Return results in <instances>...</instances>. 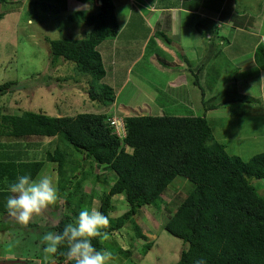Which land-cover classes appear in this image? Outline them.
I'll list each match as a JSON object with an SVG mask.
<instances>
[{
	"label": "rangeland",
	"instance_id": "obj_1",
	"mask_svg": "<svg viewBox=\"0 0 264 264\" xmlns=\"http://www.w3.org/2000/svg\"><path fill=\"white\" fill-rule=\"evenodd\" d=\"M76 1L67 0L66 8L50 6L49 4L57 3L55 0H45L46 3L44 0H14L5 5L2 4L0 13L5 15L0 21V84L16 81L18 85L9 89L4 95H0V111L21 115L25 110H33L52 116H74L81 112H105L110 117L117 115L122 119L135 114L180 115L179 113L186 112L184 104L177 102L171 93H168V98L173 99V104L154 109L157 105L165 104L167 101L164 92L156 89V83L159 85L175 73L172 69L176 66V54L172 56L171 52H162L167 57L159 60L162 66L153 63L157 61V54L163 56L161 52H155L160 49V44L156 46L154 42H151L150 46L145 48L142 39L145 40L148 30L146 23H140L137 19H133L134 31H138L135 34L138 36L136 42H133L132 36L118 37L116 40L114 37H109L99 46L109 73L103 82L113 87L116 85L118 95L115 104L104 106L98 101H92L88 93L91 78L88 75H76L73 70L75 64L71 60L62 61L63 59H60L59 67L51 70L53 65L50 61L49 39L86 38L92 29L91 25L75 15V11H79L74 9ZM142 1L148 4L153 2V0ZM212 3L215 7L223 6L226 10L224 12L229 17L239 15L242 21L250 24L246 26L247 29L242 28L247 33L239 32L238 38H242V41H236L230 54L225 53L227 57L240 55L244 59L242 62L246 63L258 42L255 37L256 32L261 33L260 41L264 42V0H212ZM82 4L80 3L79 6ZM99 4H101L100 1ZM244 13L245 16H243ZM257 17L260 19L256 20ZM172 43L175 44L173 41ZM220 54L222 52L216 55ZM139 57L141 58L137 63L136 60ZM227 62L226 57L209 62L219 70L215 74V71H210V80L208 79L201 89L208 90V93L213 92L226 96L224 100L229 103L226 110L229 112L227 118L230 120L233 118L236 120L240 112L246 114L258 112L261 113L258 115L262 117L264 114V95L262 94L256 97L257 99L252 96V98L248 97L258 100L254 104L258 103L261 106L259 109L255 106L245 108L237 105L239 96L236 91L245 88L250 93L255 92L256 94V87L246 85L249 83V76L246 74L231 76L236 70L227 65ZM141 69L144 71L140 73ZM56 70L58 71L55 74ZM193 70V74L189 73L186 76L189 81V91L185 93L190 97L195 95L196 101H193V104L199 108L198 110H202V90L194 83V80L200 77L199 70L197 67ZM259 76L262 78L259 81L261 82L264 78L263 75ZM57 77L61 78L58 82L54 81ZM226 78L230 79L226 80ZM214 102L215 100L211 101V103ZM242 105L245 104L242 103ZM149 107H152V111L148 110ZM230 108L236 111L234 115ZM220 118L211 122L213 133L217 139L227 144L226 149L229 152L240 154L244 160L263 152L264 139L257 135L264 128L259 129L255 119L249 118L246 121L250 135L246 131H236L237 129L233 130L232 134L224 135L223 126L226 122L221 123ZM125 134V132L122 133V135ZM30 140L28 147L25 145L26 140H21L18 144L11 146L12 149L7 152H3L6 150L5 147H0V154L5 153L4 159L11 156L21 160H45L37 177L43 175L54 177L58 199L54 204L42 210L39 215H34L27 225L19 224L8 214L4 216L0 213V264H49L54 257L53 253L45 251L47 242L44 236L51 232V228L58 224L65 214L71 213L67 205L68 196L75 190L81 189L73 197V201L83 200L87 209L99 210L101 194L110 192L112 184L117 179L113 171L71 149L67 150V167L70 169L67 172L60 171L58 161L47 160V154L56 149L57 138L38 137L30 138ZM248 147L254 148V152L250 153ZM243 150L245 152L242 153ZM21 151L23 152L20 155ZM11 162L15 163L14 160ZM12 166L14 165H11L14 171L15 168L13 169ZM77 167L78 170H76ZM83 171L87 174L83 182L80 183L79 179H71L72 182H67L66 189H62L66 183L65 178H72L76 174L80 178ZM97 176L101 178L98 180ZM103 179L109 181V185L103 183ZM251 179L252 183L264 194V179ZM6 187L8 186L5 183V188H0V196L11 195L7 190L9 188ZM193 188L192 181L179 176L164 192L160 207L154 205L142 207L135 220L143 229L144 237L137 236L132 222L120 231L108 233L106 239L102 237L103 250L106 249L112 253L109 264H175L180 258L182 249L186 246L181 239L166 231V225L169 217L178 209ZM113 202L111 217L115 218L110 217L109 225L116 224L117 217L130 208L123 194L116 195Z\"/></svg>",
	"mask_w": 264,
	"mask_h": 264
},
{
	"label": "trees",
	"instance_id": "obj_2",
	"mask_svg": "<svg viewBox=\"0 0 264 264\" xmlns=\"http://www.w3.org/2000/svg\"><path fill=\"white\" fill-rule=\"evenodd\" d=\"M10 1L14 0H0V7ZM55 1L54 5L48 4L66 8L67 0ZM84 1L89 3V0ZM89 5V9L75 14L92 26L86 38L49 39L51 70L59 67L60 59L71 60L76 75L91 78L90 99L107 106L116 101L117 93L115 86L103 82L109 73L99 46L119 33L116 4L114 0H90ZM4 15L0 13V21ZM256 62L264 72L262 41L256 49ZM60 79L57 77L54 81ZM199 81L197 77L196 85L203 88ZM17 85L16 81L0 84V95ZM201 90L205 96V90ZM240 99L250 103L255 100ZM203 102L206 104L205 99ZM217 105L214 103L210 107ZM235 112L233 110V115ZM110 119L105 112L52 116L33 110H25L21 115L0 111V147H5L3 152H7L21 140H26L28 147L30 138L56 137V149L47 154V160L58 161L60 171L70 169L67 150L71 149L116 173L117 179L110 192L101 194L99 211L111 217L113 199L119 194L126 197L130 208L117 217L116 224L109 225L107 233L120 231L132 222L137 236L144 237L143 229L135 220L140 209L150 205L160 207L164 192L177 177H184L192 181L194 188L166 225V231L186 246L175 264H196L201 258L207 264H264V194L251 179H264V152L248 160L232 154L226 149L227 144L216 138L206 115H129L124 118L127 129L124 137L115 133ZM4 154H0L1 189L5 188V183L9 188V183L20 175L31 174L36 178L45 164V160H21L8 155L4 159ZM86 177L85 171L82 179L77 174L67 177L62 189H66L68 181L79 179L81 183ZM100 178L97 176L98 180ZM103 183L109 185L106 179ZM79 190L68 196L71 213L65 214L51 232L61 234L65 226L74 224L80 211L86 209L83 200L73 201ZM7 198L0 196V213L4 216L7 215ZM93 245L103 250L102 237L93 240ZM66 251L65 242L58 247L49 264H64Z\"/></svg>",
	"mask_w": 264,
	"mask_h": 264
},
{
	"label": "crops",
	"instance_id": "obj_3",
	"mask_svg": "<svg viewBox=\"0 0 264 264\" xmlns=\"http://www.w3.org/2000/svg\"><path fill=\"white\" fill-rule=\"evenodd\" d=\"M74 1L75 0H73V2ZM87 2L84 0H77L75 2L74 9L79 11L88 9L90 6V0L89 3ZM80 3L83 4L79 6ZM114 3L116 4V15L119 23V33L116 37H114L115 40L118 37L132 36L133 42H136L138 40V36L135 34H137L138 31H134L135 25L133 24V19H137L140 23L145 22L148 30L145 40L142 39L143 45L146 46L145 48H148L151 42H154L156 46L160 44V49L155 52L162 53L167 51L169 53L171 52L172 56L176 54V66L172 69L175 73H173L170 78L162 81L159 85L156 83V89L164 92L167 101L165 104L157 105L154 109L173 104V99L168 98V93H171L177 102L184 104L186 112L179 113L180 115H206L209 122H212V120H218V117H221V123L226 122L223 126V131H225L224 135L232 134L233 130L236 129V131H246L248 134L246 121L249 118L252 120L255 119V123L258 125L259 129L262 130L264 128V114L261 117L258 115L261 113L258 112H255L254 114L248 113L246 115H237L238 118H236V120L234 118L233 120L228 119L227 113L229 112L226 108L229 103L224 100L226 97L224 95L215 94L213 92L208 93V90H205V96H203L202 93L201 100L203 109L198 110L199 108L193 104V101H196L195 95L190 97L185 93L189 91V81L186 76L189 73H194L193 68L196 70L197 67V70H199V82L202 86H204L208 82V79L210 80V71H215V74L219 70L215 69V67L209 64V62H214L217 59L221 60L223 57H226L228 61L226 64L236 70V72H232L231 76L233 74L236 76L246 74L249 76V83L246 85H249V87H256V94L255 92L250 93V91L245 88H240V91H236L239 96V103L237 105L244 106L245 108H254L255 106L259 109L261 106L258 103L254 104V101L258 102L256 97L261 94L264 95V87H262L264 86V79L259 82L262 79L259 75H263L264 72L259 68L256 62V49L261 42L260 32H256L255 34L258 42L256 43V48H254L252 54L250 55V59L246 63H243L242 60L244 59H242L240 55L235 54L227 57L226 54H230V50H233L232 48L236 41H242V38H238L239 32L247 33L243 31L244 29L242 28L244 27L247 29L246 26H250V24L242 21L239 15L229 17V15L224 12L226 10L223 9V6L218 5L215 7L212 0H153V2L149 4L142 0H114ZM243 16H245V13ZM258 19L260 18L257 17L256 20ZM251 29L253 30V28ZM174 39H176V41ZM172 41L175 44H173ZM132 45L133 44H131V46ZM220 52H222V54L216 55ZM165 57L166 55L164 54L163 56L157 54V61L153 63L158 66H162L159 60ZM140 58L141 57H139L136 62ZM143 71L144 70L141 69L140 73ZM228 79L230 78H226V80ZM226 80L224 82H226ZM122 86L120 88H122ZM245 96L246 98L252 96L256 99L251 103L243 102L240 98H244ZM204 99L206 104L203 102ZM213 100H215L214 103L218 104L217 107H210L211 104H214L210 103ZM222 102L224 104L219 105ZM242 103L245 105H242ZM230 109L233 113V109ZM148 110L152 111V107H149ZM158 115L164 114L159 113ZM248 135H250V132ZM257 136L260 138L263 137L264 139V130L259 132ZM247 149L250 150V153L254 152V148L250 149L248 147ZM243 152L245 151L243 150L242 153Z\"/></svg>",
	"mask_w": 264,
	"mask_h": 264
},
{
	"label": "clouds",
	"instance_id": "obj_4",
	"mask_svg": "<svg viewBox=\"0 0 264 264\" xmlns=\"http://www.w3.org/2000/svg\"><path fill=\"white\" fill-rule=\"evenodd\" d=\"M113 120H119L121 124L116 127L117 125L112 123ZM109 121L116 134L122 137L126 135H122L127 130L124 118L115 115ZM8 190L11 195L8 196L5 205L7 214L22 225H27L34 215H39L42 210L58 199V190L52 175L36 178H33L31 174L20 175L10 183ZM114 218L111 217V219ZM109 224L110 217L99 210L83 209L76 222L66 225L61 234L49 232L44 236L47 242L45 251L54 254L58 247L66 242L64 264H73V262L74 264H109L112 253L106 249L97 250L93 245V240L107 238L106 229ZM196 264H207V261L201 258L196 261Z\"/></svg>",
	"mask_w": 264,
	"mask_h": 264
},
{
	"label": "built area",
	"instance_id": "obj_5",
	"mask_svg": "<svg viewBox=\"0 0 264 264\" xmlns=\"http://www.w3.org/2000/svg\"><path fill=\"white\" fill-rule=\"evenodd\" d=\"M113 124H115V125H117L116 127H118L119 126V124H121V122L119 121V120H113V122H112Z\"/></svg>",
	"mask_w": 264,
	"mask_h": 264
},
{
	"label": "water",
	"instance_id": "obj_6",
	"mask_svg": "<svg viewBox=\"0 0 264 264\" xmlns=\"http://www.w3.org/2000/svg\"><path fill=\"white\" fill-rule=\"evenodd\" d=\"M100 3L102 4V1H100ZM17 262H21V261H17Z\"/></svg>",
	"mask_w": 264,
	"mask_h": 264
}]
</instances>
